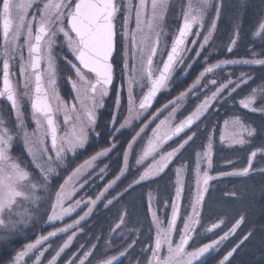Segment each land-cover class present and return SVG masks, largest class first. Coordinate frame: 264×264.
<instances>
[{
  "label": "snow or ice",
  "instance_id": "obj_1",
  "mask_svg": "<svg viewBox=\"0 0 264 264\" xmlns=\"http://www.w3.org/2000/svg\"><path fill=\"white\" fill-rule=\"evenodd\" d=\"M168 7L169 0H138L135 5H133L132 0H127V4L123 6L122 36L124 40L125 69L129 68V50H131V59L134 63L130 69L128 116L125 118L124 123L120 124V128L130 125L132 120L139 118L143 112L151 107L157 93L168 87L175 68L183 63V54L189 50L186 48V43L187 38L193 34V27L198 26L203 29L204 20L209 9L214 8L215 17L211 20L210 26L203 36L200 49L203 50L205 45L209 44L217 27L222 4L219 2L213 4V0H197V3L193 4L192 0H189L188 4L182 9V24L172 40L167 58L162 60V67H154V57L160 50L162 24ZM29 9H34L30 17ZM133 11L135 28L129 31L128 23ZM119 12H121V5L117 3V0H21L19 3H14V0H0V34L3 36L5 45L3 86L0 88V97L6 98L10 102L16 117L14 126L11 128L6 120L0 117V229L6 232L14 231L18 225H26L31 221L32 213L28 208H23V211H18V209L22 208L24 204L39 207L41 199L39 192L42 189L46 191L51 183V178L59 175L57 167L64 165L66 154L69 152L75 154L77 149L84 148L88 143L90 130L95 131L97 111L103 107V98L108 95L109 86L113 80L111 61L116 49L115 20ZM262 33H264V22L259 24L255 35L260 36ZM60 34L63 35L64 41L74 57V60L66 58V62L70 65L75 76V78L68 77L74 93L70 102L65 101L56 88V59L53 55V48ZM195 35L199 36V31ZM235 35L238 38L239 32L237 31ZM21 36L24 37V46L28 49V59L25 63L23 54L20 53V75L24 79V94L29 96L31 100V116L35 124L32 131H29L25 124L16 86L10 79V59L14 58L12 53L21 47L19 45ZM236 42V39H232L231 45L235 46ZM192 43H195V41ZM228 51H232L231 46ZM196 55L199 56L200 53L197 52ZM137 63L139 67H137ZM235 63L264 65V60H225L209 64L199 74L194 84L185 92H181L177 99L183 100L188 92L199 85L208 73H212L222 65ZM42 64L44 65L43 68L41 67ZM143 80L147 81L148 90L139 101V104L136 105L132 96V85ZM210 83L216 85L217 81L212 79ZM241 83H247V77L244 73H241V77L237 82L229 79L227 83H221L210 96L205 97L194 112L176 125L172 123L176 111V108H173L169 116L161 120L153 129V135L137 159V164H141L150 156H154L167 140L179 135L186 128H190L207 112L213 102L217 101L229 84H234L231 89V92H234L240 87ZM256 92L257 90L253 89L252 94L242 99L240 101L241 107L253 112H264V108L253 107L256 103ZM119 103L120 98L117 94V108H119ZM172 103L175 104V101H172ZM58 113H63L64 124L67 128L63 135L59 134V126L56 121ZM116 122V118L113 116L112 123L115 124ZM225 129L226 134L221 135V142L228 141L231 145L247 143L244 138L245 134L251 137L256 131L254 128L246 126L239 116L225 121ZM114 131H119V129H114ZM140 131L143 132L144 129L141 128ZM96 135L99 136V133H96ZM136 135L139 136L140 133ZM193 135L195 133L189 135L183 143L172 151L161 154L158 160H153L134 183L139 184L162 173L180 149L192 140ZM17 137L23 140L24 148L30 158V164L36 170L35 176L27 166L22 165L11 154L13 142ZM135 139L133 137V143ZM49 142L50 149L48 147ZM132 146V143H129L128 150L123 154L124 167L121 169L120 175H123L127 170L129 152L132 150ZM114 147L115 144H112L110 147L102 149L72 170L55 193L50 214L47 215V221L49 223L62 221L66 216H70L75 212L82 203L87 205V210L83 212V215H80L72 223L57 227L48 232L47 235L40 236L34 243L28 244L24 251L17 254V262L29 252L38 249L39 245L50 238L57 237L61 233H68L70 229H76L81 221L92 213L101 197L116 183V180L120 179V176L111 181L95 199L89 197L84 200L81 197L71 204H67V202L71 201L76 192L88 183L87 179L81 182V178L86 175L88 169L94 166V162L98 158L106 156ZM212 155L213 145L212 139L209 137L205 150L196 153L194 168L195 195L189 205L191 213L186 215L183 220V227L180 230L178 240H174V233L177 231L176 223L180 215V200L184 187L183 167L176 169L175 199L171 204V216L166 227L163 226V220L157 215L156 211L151 209L150 205L149 210L151 211L152 223L155 225L156 233L154 246L150 245L148 248L151 255L147 258L146 264H207V260L202 258L210 251H218L222 242L228 240L230 235L235 234L241 223H243L245 218L240 216L218 240H213L211 243H205L202 246L193 245L191 248L189 247L193 234H198L196 230L200 224V215L205 197L209 195L210 182L218 178L210 174ZM256 155V151L251 152L247 167L230 172H221L219 176H248ZM101 171L103 172L104 169H101ZM260 171H264V169H260ZM224 195L235 197L237 193L225 192ZM111 203L112 200H107V204ZM13 216L19 217V219H13ZM124 223V216L121 215L119 222L112 231L120 228ZM222 223L223 221L213 223L211 228H207L206 231L210 232L219 228ZM76 235L77 232L72 231L67 236L56 250L55 256L49 264H56L57 258L71 246ZM251 235V232L245 235L240 244ZM240 244L229 250L223 256V259L219 261V264H226ZM131 246V244L128 245V247ZM95 247L96 245H92L91 249L84 251L83 256L78 260V264H85V261L93 255L92 249ZM45 250H38L37 264H39ZM125 254V251H121L119 256L122 257ZM118 259V256L113 255L101 261V264H114V261ZM68 264H74V259L69 260Z\"/></svg>",
  "mask_w": 264,
  "mask_h": 264
},
{
  "label": "trees",
  "instance_id": "obj_2",
  "mask_svg": "<svg viewBox=\"0 0 264 264\" xmlns=\"http://www.w3.org/2000/svg\"><path fill=\"white\" fill-rule=\"evenodd\" d=\"M224 3H228L235 9L233 10L228 6L230 14H226L229 16L234 15L233 19L228 22H225L223 17L220 19L219 30L224 38L222 36L212 42L214 43L212 47L216 46L214 48L215 55H208L210 53L207 50L201 52L197 65L189 70V74L183 80L186 84L185 87L192 85L201 73V61L207 60L210 63H218L225 60H264V33L260 36L255 35L259 24L264 22V0H227ZM237 31L239 32L238 38L235 35ZM232 39L237 41L235 46L231 45ZM230 46L232 47L231 52L228 51ZM196 53L194 51L192 56ZM228 70L230 74H225L223 71L217 73L223 75L219 85L227 83L229 79L237 82L241 77V73L246 74L247 83H241L240 87L234 92H231L234 84H229L228 88L224 89L223 94H229L230 92L232 94L231 99H217L212 109L204 116V120H198L189 131L183 133L182 139H177L167 149L166 152L172 151L183 143L185 138L195 133L192 140L188 141L179 151L162 174L139 184L134 183L144 171L145 160L141 164L136 162L144 148L142 143H144L145 136L141 137L139 139L140 143H137L136 148L133 150L134 152L130 157L123 177L114 184L107 195L101 197L88 220L83 225L81 223L76 229H70L68 233H61L57 237L45 241L22 264H37L38 250L45 249L39 264H49L58 247L72 231H76L77 235L71 246L57 258L56 264H68V261L73 259L74 264H78V260L83 256L84 251L91 249L92 245H96V247L92 249L93 255L85 261V264H101V261L113 255L119 257L118 260L114 261V264H146L147 258L151 255L148 248L150 245L154 246L156 233L149 207L151 205V209L156 211L157 215L167 224L171 216L170 206L175 199L176 169L182 167L184 169L182 176L183 181H185L183 190L186 192L195 183L196 153L205 150L209 137H211L213 145L210 174L218 178L211 181L209 195L205 197L200 218L201 227L205 228L213 223L223 221V228L217 231L218 237H220L229 230L240 216H244L245 219L234 236L230 238L229 243L219 254L209 257L207 264H218L223 256L237 244H240V241L249 232L252 235L236 249L234 254L238 253L230 264H264V171H260V169H264V151H261L264 150V112L254 113L241 107L240 104L244 96H249L252 90L256 89L261 92L256 108H264V65H244L242 63L240 66L230 67ZM61 73L64 82L66 75H71L70 70L65 72L61 70ZM206 84V80H204L201 86H206ZM64 87L65 85L61 86V88ZM198 100L199 102L202 101V99ZM114 101L115 99L108 106V111L101 117L102 122L98 127L101 140H96L101 144L100 149L108 147L111 142L118 149L100 162L99 170L100 168L105 169V163L109 165V174L105 172V169L104 172L99 173L100 177L103 178L109 175V178L101 182L99 189L90 190L87 194L88 198H96L108 181L120 175L121 169L124 167L123 154L128 150V144L132 143L133 137L136 138V134L144 122L141 124L134 122L131 127L121 129L120 124L124 123L125 118L122 117V114L116 113V103ZM113 116L117 121L115 124L112 123ZM236 116H239L245 124L254 128L256 130L255 135L245 146L226 148L219 138L220 129L225 121ZM182 120L183 118L178 123ZM114 129H119V131H114ZM15 149L18 150L17 154L22 164L27 166L35 176L36 170L32 168L30 158L26 156L27 154L21 151L23 150L22 146L18 145ZM98 151L97 149L95 151L88 150L86 153L80 152L77 156L67 159L63 166L58 167L59 175L52 178L46 191L42 189L39 192L41 197L39 207L27 205L32 213V219L28 224L18 225L14 231L10 232L0 229V264H12L17 254L24 251L28 244L34 243L40 236L47 235L48 232L57 227L72 223L82 215L81 204L75 212L70 216H66L62 221L54 223L47 221V215L50 214L55 193L65 177L70 175L82 159L89 158ZM252 151H256L257 155L252 161V170L248 176H219L221 172H230L247 167ZM225 192H235L237 195L235 197L226 196L224 195ZM81 197H75L67 204H71ZM107 200H112V203L107 204ZM191 200L188 192L182 200L183 209L186 210L190 207ZM121 215L124 216L125 223L120 228L112 231L119 222ZM185 215L187 214L185 213L182 217ZM14 219H19V217ZM211 240L213 239L206 238L203 244ZM129 244L132 246L128 247ZM121 251L126 252L125 256H119Z\"/></svg>",
  "mask_w": 264,
  "mask_h": 264
},
{
  "label": "flooded vegetation",
  "instance_id": "obj_3",
  "mask_svg": "<svg viewBox=\"0 0 264 264\" xmlns=\"http://www.w3.org/2000/svg\"><path fill=\"white\" fill-rule=\"evenodd\" d=\"M120 1L121 2L122 1H126L125 3H127V0H117V3L120 4ZM19 2H21V0H14V3H19ZM124 4L121 3V5H124ZM33 10L34 9H31V13H29L30 15L32 14V11ZM181 24H182V21L179 23V25L177 27V30H176V32L174 34V36L176 35V33L178 31V28L181 26ZM115 25H116V33H117V35H116V51H115V55H114L113 60H112L114 71H113V81H112V84L109 86V93H108V95L110 93H112L114 90H116L117 93L122 88H125L127 90V96H125L124 99H120L119 108H117V106H116V113L117 114H122V117L126 118L128 116V107H129V105H128V100H129V71H130L131 66L134 63V61H132V59L130 58L131 57V54H129V58H130L129 68L128 69H125V66H124L125 56L123 54L124 53V40H123V36H122V32H123V27H122V25H123V14L120 13V12L117 14V17H116V20H115ZM197 27L198 26H194V29L192 30L193 33L196 31ZM196 32H198V30ZM174 36H173V38H174ZM192 36H193V34L188 37L187 43H186V48H188V46H192L193 45L192 42L194 40H193ZM22 40H24V39L23 38H20V41H19V45L21 46L20 49L17 48L16 52L12 53V55L14 56V58L13 59H10V79L12 80L13 84L16 86L17 94H18V97H19V100H20V104H21V109H22V111L24 113L25 124L27 125L28 130L29 131H32L35 128V124L33 123L32 116H31V112H32V110H31V100H30L29 96H27V95L24 94L25 93L24 79L20 75V67H21L20 53L22 52L25 63L27 62V59H28V49H27L26 46H24V41H22ZM57 41L61 45L60 44H59L60 46L59 45L58 46L55 45L56 47H54V49L55 50H58V51L60 50V52H62L63 54H65L68 57L69 60H74V57L72 56V53L69 51L67 44L66 43L63 44V41L64 40H63V37H61V35L58 36ZM213 41L214 40H211V43ZM171 43L172 42H170L168 48L163 53V56H162L161 61L158 58V55H159V51L160 50L158 51L157 55L154 57V62H153L154 63V67H157V65H158V67H162V60L166 59L167 53H168V51L171 48ZM213 44L214 43H212V45ZM160 45H161V43H160ZM61 46H63V47H61ZM195 51L196 52H198V51L201 52L199 50V48H197ZM4 53H5L4 40H3L2 34H0V88H2V86H3V84H2V77H3V60L5 58ZM200 56H201V54L199 56H197L195 54L193 56L194 58H193V63L191 65V67L185 68L182 72L181 71L179 72V65H178L175 68V71L173 73V76H172V78L170 79V81L168 83V87L161 90V93L157 97V99L155 100V103H154L153 107L152 108H148L147 111L143 112V114L139 116V118L132 120L131 124L128 125L129 127H131V125H133L134 122H137V123H140L141 124L143 121L144 122H143L141 128L145 129V125H147L146 130H144L139 135V138L145 136L144 137V143H143L144 147L147 145L148 140L152 137V135H153V129L156 128V125L159 124L161 120H164L166 117L169 116V114L172 112V109L173 108H176V111L174 113L172 123H173V125H176L181 118H183V120H184L192 112H194L196 110V107L205 99V97L206 96H210L211 93L213 91H215L216 87L219 86V81H221V79L223 77V75L217 74L219 71H223L225 74H230V72L228 70L230 67H236V66H240L242 64V63L225 64V65H222L220 68L215 69L212 73H209L210 74V79H209V82H207L206 86H201L200 85L198 88H195L194 91L188 92V94L183 98V102L181 101V102H178L176 104H171L170 105V107L167 109V113H169V114H167L166 111L161 112V114L159 115V119H157V120L155 119L154 121H151L150 122V120L153 119V116H154L156 110H158L157 108H162L161 105L165 101L167 102V104L172 103L171 101L173 99H177V97H179V95H180L181 92H185L188 88H190L192 86L190 84L189 86L185 87L186 84L183 82V80L189 74V70L194 66V59L195 60H197V59L199 60L200 59ZM128 62H129V59H128ZM58 63H59L58 64V69H59L58 86L61 88V86H64V85L66 86L67 85L68 77H69V76L66 75L65 82L62 81V78H61V75H62L61 70H63V72L70 70L71 73L73 72V70L71 69L70 65L69 66L68 65L66 66V63L64 61H62V59L59 60ZM244 65H250V64H244ZM251 65H256V64H251ZM43 67H44V65L42 64V68ZM121 68L123 69V72L120 73L119 72V69H121ZM212 79H215L217 81V84L216 85H212L210 83V81ZM143 81L146 83V87L144 88L143 92H141L139 98H137V96L139 94H136L135 95L134 94V90L132 89V96H133V99H134L135 103L137 102L136 105L139 104V101L143 98L144 94H146V92L148 90V83H147V81L146 80H143ZM62 92H64V91L62 90ZM224 92L225 91H223L221 93V95H220V97L218 99H231L230 96H232V94L230 92H229V94H223ZM172 93H173V95L172 96H169ZM260 95H261V92L259 90H257V92H256V103H257L258 99H260ZM105 97H107V96H105ZM105 97H104V101H103V107L99 108V110L97 111V121H96V125H95V131H91L90 130V132H89V140H88V143L85 145L84 148L77 149L75 154H73L71 152L67 153L66 154L65 161H67V159H69L70 157L77 156L80 152L86 153L88 150H90V151H95L97 149L99 151L102 150V149L99 148L101 146V144L97 142V140H99V139L101 140V134L98 132V127H100L101 122H102V118L101 117L103 116V114L106 111H108V106L110 105V103L113 100V99H106ZM244 98H245V96L242 99H244ZM5 99L6 98H0V102H2L6 106V110H5V120L8 122V125L9 126L13 127L16 117H15L14 112L12 111L10 102L7 101V100H5ZM138 99H139V101H138ZM198 99H202V101L199 102ZM114 103H116V99H115ZM256 103L253 105V107H256ZM214 104H215V102H213L212 106L209 107V109L207 110V112L204 113V116L212 109V107H213ZM254 113H258L259 114L260 112L259 111H255ZM115 116H117V115H115ZM204 116H201L200 119L201 120L202 119L204 120ZM98 119H99V121H98ZM56 121H57L58 126H59V134H60V126H61V124H60L59 120L57 119V115H56ZM245 125L248 126L247 124H245ZM128 126L124 127V129L127 128ZM224 126H225V122L222 124V127L220 129L221 132H220L219 138H221V135H222V133L224 131ZM121 129H123V128H121ZM140 129L138 130L137 133H140L141 132ZM190 129H188L187 131H189ZM187 131H185V132H187ZM185 132H183V133H185ZM96 133H99V136H97ZM183 133L179 134L176 137H173L170 140H167L160 147L159 151L154 154V156H150L148 159H146L144 161L145 168H146V166H148L149 164H151L153 162V160H158L159 159V156L161 154H164L167 151V149L177 139H182L183 138ZM225 134H226V132H225ZM116 135H117V133H116ZM254 135L252 136V138L254 137ZM136 137H138V136L136 135ZM185 139H187V138H185ZM112 144H113V142H111V144H108L109 145L108 147H110ZM117 149H118V147L115 145V147L112 148V150L106 156L100 157V158H98L94 162V166L92 168L88 169L86 175L81 178V182L84 179H87L88 180V183L85 184L83 188L79 189V191L76 192V194L73 196L72 199H74L75 197H81L82 196L83 199L87 200L88 199L87 194H88V192L90 190H92V189H99L101 187L100 186L101 185V182L103 180L108 179L109 178V175L104 176L103 178L100 177V174L99 173L100 172L102 173L101 168H100V170L98 169L100 167V164H101L100 162H102L103 159H106L109 156H111L112 153L114 151H116ZM180 150H182V149H180ZM177 155H178V153H177ZM53 156H54V153H53ZM83 156H85V155H83ZM91 157L82 159V161L77 166L83 164L86 160H89ZM170 163L168 164V166L170 165ZM105 165H106L105 166V169L106 170L105 169L104 170H105V172H108L109 171V165H108V163H105ZM168 166H167V168H168ZM167 168H165V170ZM162 173H160V174H162ZM108 174H109V172H108ZM66 178L67 177H65V179ZM115 179H116V177L114 179H112L111 181H113ZM111 181H108L107 182V185ZM183 182H185V181H183ZM106 186H104V188ZM112 187L109 188L108 189V192H106L104 195H107L110 192V190L112 189ZM81 190H82V195H79L81 193L80 192ZM187 191L189 192L190 199H193L194 198V195H195V183L192 184V186H190ZM187 191L185 192V190H183V192H182V196H181V200H180V215H179V217L177 219V223H176V229H177V231H176V233H174V240H178L180 230L183 227V220L186 217V215L184 217H182V216L185 213L187 215H189L191 213L190 207L188 209H186V210L183 209V207H182L183 206L182 205V200L184 199V196L187 195V193H188ZM91 198L92 199H95L93 197H91ZM97 205H98V203H97ZM95 207H94V209H95ZM86 210H87V205L82 203V215H83V212L86 211ZM201 212H202V210H201ZM88 217L81 222L82 225L88 220ZM200 218H201V215H200ZM200 223H201V221H200ZM163 226L166 227L167 224L164 223ZM199 226H201V224H199L197 226V229H198ZM221 228H223V224H220V227L216 231L215 230L214 231H211L210 234H206V235L202 236L200 232L203 229V227H201V229H199L200 232L199 231L197 232L198 234H193V239L189 242V247L191 248L193 245L199 246V244H202L203 245V242H204V240L206 238L213 239V240H218L220 237H218L217 231L219 229H221ZM232 236H234V234L233 235H230L229 238H228V240L222 242V248L219 249L216 253H213V251L211 253L209 252V254L207 253L206 256L204 258H202V259H206L207 260L209 257L219 254L223 250V248L226 246V244L229 243V240H230V238ZM213 240L208 241V243H211ZM202 245H200V246H202ZM33 251H35V249ZM32 252H30L26 256V258L20 264H22L30 256V254ZM236 254L233 253V255L229 258V261H227L226 264H230L235 259ZM15 261H16V259L13 261V263Z\"/></svg>",
  "mask_w": 264,
  "mask_h": 264
},
{
  "label": "rangeland",
  "instance_id": "obj_4",
  "mask_svg": "<svg viewBox=\"0 0 264 264\" xmlns=\"http://www.w3.org/2000/svg\"><path fill=\"white\" fill-rule=\"evenodd\" d=\"M225 1H227V0H213V4H215V3H217V2H219V3H221L222 4V7H221V12H220V17H219V19L217 20V27H216V30H215V32L213 33V36H212V38H211V40H216V39H218V38H221L222 36V38H224V35L223 34H221L220 33V30H219V27H220V19L223 17V20L225 21V22H228V21H230L231 19H233V16H229V15H226V14H228L229 12H228V6L231 8V9H233V10H235L231 5H229L228 3H224ZM126 1H120V5H121V3H125ZM188 2H189V0H169V7H168V11H167V14H166V16H165V19H164V21H163V24H162V28H163V32H162V34H161V45H160V51H159V55H158V58H159V60L161 61V59H162V56H163V53L166 51V49L168 48V46H169V44H170V42H172V38H173V36H174V34H175V32H176V30H177V27H178V25H179V23L182 21V9L188 4ZM132 3H133V5H135L136 3H138V0H132ZM192 3L193 4H196L197 3V0H192ZM127 3H125L124 5H126ZM124 5H121V12L120 13H122V14H124V8H123V6ZM223 9H224V11H223ZM34 11V10H33ZM32 11V12H33ZM29 13H31V9H29ZM230 14V13H229ZM29 16H31L30 14H29ZM215 17V10H214V8H212V9H209V11H208V13H207V15H206V17H205V20H204V28L203 29H200L199 27H197V29H196V31L198 30L199 31V33H200V35L199 36H196L195 35V33H196V31L193 33V36H192V38H193V40L195 41V43H193V45L192 46H188V48L187 49H189L188 51H186L185 53H184V59H183V63L182 64H179V72L181 71H183L185 68H187V67H189V65H192V63H193V53H194V51L197 49V48H199V50L201 51V52H203V51H208L210 54H208V55H212V54H214V52H215V49L214 48H216V46H214V48L212 47L213 45H212V43H211V40L209 41V44L208 45H205V47H204V49L203 50H201L200 49V44L203 42V36L206 34V32H207V29H208V27L210 26V23H211V20L213 19ZM135 28V15H134V11H133V14H132V16H131V18H130V20H129V23H128V29H129V31H131V30H133ZM61 35V37H63V35L62 34H60ZM21 38H23L24 39V37L23 36H21ZM58 38V37H57ZM63 40H64V38H63ZM22 41H24V40H22ZM61 42V41H60ZM64 43H66L65 41H63V44ZM60 43L57 41V43H56V45L58 46ZM210 44H211V46H210ZM61 45V44H60ZM59 45V46H60ZM54 47H56V46H54ZM61 47H63V46H61ZM18 49H20V47L18 48ZM201 52H200V54H201ZM124 54V53H123ZM129 54H131V50H129ZM53 55L55 56V59H56V81H57V83H56V88H57V90H58V92H59V95L65 100V101H72V99H73V96H74V93L72 92V88H71V85H70V83H69V81L67 82V85L64 87V88H60L59 86H58V79H59V69H58V61L59 60H61L62 59V61H64L65 63H66V66L68 65L69 66V64L66 62V58L68 59V57L65 55V54H63L62 52H60V50L58 51V50H55L54 48H53ZM215 55V54H214ZM201 57V56H200ZM131 58V57H130ZM130 58H129V62H128V64L130 63ZM199 58V57H198ZM69 60V59H68ZM198 60V59H197ZM197 60H195L194 59V65H197ZM133 61V60H132ZM199 61V60H198ZM209 64H215V63H210V62H207V60H204V61H201V63H200V65H201V67H202V71H204V69H205V67H207ZM251 65V64H250ZM139 66V64L137 63V67ZM157 67H158V65H157ZM201 71V72H202ZM119 72L121 73V72H123V69L121 68V69H119ZM130 75H131V72L129 71V78H130ZM71 76L73 77V78H75V76H74V72H72L71 73ZM199 76V75H198ZM197 76V77H198ZM209 79H210V74L208 73L207 75H206V77L204 78V79H202L201 80V82H200V84L199 85H197L195 88H198L200 85H201V83H202V81H204V80H206V83L207 82H209ZM194 84V83H193ZM192 84V85H193ZM146 87V83L144 82V81H138L137 83H134L133 85H132V89L134 90V94L136 95V94H139L138 96H137V98H139V96H140V94H141V92H143V90H144V88ZM195 88H193L192 89V91H194L195 90ZM64 91V92H62V90ZM117 94L119 95V98L120 99H124L125 98V96H127V90L125 89V88H122V89H120V91L117 93L116 92V90H114L112 93H110L109 95H107V97H105L106 99H116L117 98ZM169 95V94H168ZM173 95V93L171 94V95H169V96H172ZM103 101H104V98H103ZM138 101H139V99H138ZM172 101H175V104L176 103H178V102H183V100H178V99H173ZM171 101V102H172ZM136 104H137V102H136ZM167 104V102L165 101L162 105H161V107L162 108H157L158 110H156V112H155V114H154V116H153V119H151L150 120V122L151 121H154L155 119L157 120V119H159V115L161 114V112H164V111H166V113H167V109L170 107V105L171 104H173V103H170V104H167V107H165V105ZM5 110H6V106L2 103V102H0V117H3L4 119H5ZM99 110V109H98ZM167 114H169V113H167ZM204 116V115H203ZM99 117V116H98ZM158 117V118H157ZM185 118V117H184ZM57 119L59 120V122H60V124H61V126H60V135H63L64 134V132L67 130L66 129V126H65V124H64V118H63V113H58L57 114ZM186 119V118H185ZM98 121H99V119H98ZM7 122V121H6ZM7 124H8V122H7ZM178 124V123H177ZM9 126V125H8ZM14 126V125H13ZM10 128H11V126H9ZM144 130H146V127H145V129ZM225 132H226V129H225V126H224V131H223V133L222 134H225ZM100 133V132H99ZM142 132H140V134H141ZM244 138L246 139V141H247V143H245V144H243V145H239V144H235V145H231L228 141H225V142H222V145L223 146H225L226 148H235V147H242V146H245V145H247L249 142H250V140H251V138H252V136L251 137H248L246 134H245V136H244ZM140 138H139V136L138 137H136V139H135V142L133 143L132 142V150L129 152V157H128V162H129V160H130V157H131V155H132V153L134 152L133 150L136 148V146H137V143H140V140H139ZM221 140V139H220ZM141 141H142V139H141ZM143 144V143H142ZM18 145H20V146H22V148H23V150H21V151H24L26 154H27V152H26V150H25V148H24V143H23V140H22V138H20V137H17L15 140H14V142H13V145H12V149H11V154L13 155V157L14 158H16V159H18L20 162H21V160L19 159V157H18V154H17V152H18V150H16L15 148L18 146ZM48 147H49V149L51 148V146H50V142H49V144H48ZM20 152V151H19ZM27 157H28V155H26ZM29 158V157H28ZM22 163V162H21ZM23 165V164H22ZM147 167V166H146ZM143 169H145V166L143 167ZM58 170H59V168L57 167V172H58ZM124 175V174H123ZM123 175H120V179L123 177ZM54 177H56V176H53L52 178H54ZM52 178H51V180H52ZM119 179V180H120ZM119 180H116V182L117 181H119ZM80 194H82V192L80 193ZM27 205L28 204H24L23 205V207L22 208H20V209H18V211H23V208H27ZM171 207V206H170ZM13 219L14 218H16V216H13L12 217ZM211 226L212 225H210V226H208V227H205V228H203L202 230H201V232H200V230L199 229H201V226H199L198 227V229H197V231L196 232H200L201 233V235L202 236H204V235H206V234H210L211 233V231L209 232V231H206V229L207 228H211ZM218 228H216V229H213L212 231H216ZM108 246V245H107ZM222 248V244L220 245V247H219V249H221ZM212 251H210V253H211ZM217 252V250H213V253H216ZM209 254V253H208ZM219 264V263H218Z\"/></svg>",
  "mask_w": 264,
  "mask_h": 264
},
{
  "label": "water",
  "instance_id": "obj_5",
  "mask_svg": "<svg viewBox=\"0 0 264 264\" xmlns=\"http://www.w3.org/2000/svg\"><path fill=\"white\" fill-rule=\"evenodd\" d=\"M193 29H194V27H193ZM187 39H188V38H187ZM115 51H116V49H115ZM115 51H114V53H113V57H114V55H115ZM113 57H112V60H113ZM166 58H167V57H166ZM111 62H112V61H111ZM41 67H42V66H41ZM112 67H113V64H112ZM112 81H113V80H112ZM160 93H161V91L157 93V95L155 96V98H154L153 101H152V105H151L150 108L153 107V105H154V103H155V100H156L157 97L160 95ZM0 98H3V97H0ZM5 100H7V99H5ZM195 123H196V122H195ZM195 123H194L193 125H195ZM193 125H192L191 127H193ZM191 127H190V128H191ZM190 128H186L184 131H186V130H188V129H190ZM184 131H183V132H184ZM183 132H181V133H183ZM181 133H180V134H181ZM176 136H178V135H176ZM176 136H174V137H176ZM172 138H173V137H172ZM81 222H82V221H81ZM29 253H30V252H29ZM29 253H28V254H29ZM28 254H27V255H28ZM27 255H25V256H24L19 262L15 261L13 264H20V263L26 258Z\"/></svg>",
  "mask_w": 264,
  "mask_h": 264
}]
</instances>
